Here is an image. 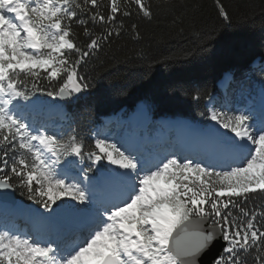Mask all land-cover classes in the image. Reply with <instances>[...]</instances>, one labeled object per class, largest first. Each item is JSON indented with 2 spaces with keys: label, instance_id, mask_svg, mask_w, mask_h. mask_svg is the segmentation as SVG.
I'll return each instance as SVG.
<instances>
[{
  "label": "snow or ice",
  "instance_id": "snow-or-ice-1",
  "mask_svg": "<svg viewBox=\"0 0 264 264\" xmlns=\"http://www.w3.org/2000/svg\"><path fill=\"white\" fill-rule=\"evenodd\" d=\"M133 4L151 17L148 0H107V15L104 0H0V188L18 183L66 233L0 230V264H196L221 238L215 264H264V203L249 207L251 195L264 196V109L252 123L250 110L209 109L218 125L208 130L210 159L222 164L148 159L111 139L86 145L76 129L27 122L22 102L45 90L41 81L58 83L48 95L61 98L89 87L81 66L119 36L117 16Z\"/></svg>",
  "mask_w": 264,
  "mask_h": 264
},
{
  "label": "trees",
  "instance_id": "trees-1",
  "mask_svg": "<svg viewBox=\"0 0 264 264\" xmlns=\"http://www.w3.org/2000/svg\"><path fill=\"white\" fill-rule=\"evenodd\" d=\"M148 3L150 18L138 14L134 4L131 15L118 14L117 22L123 21L119 36L104 42L80 68L89 83L83 92L58 100L48 92L59 84L41 81L45 90L35 92L31 100L56 103L66 115L55 129H48L50 133L67 135L76 129L86 145L94 146L92 134L104 117L129 115L140 102L152 118L151 130L159 117L184 118L204 126L206 100L221 92L218 81L226 72L231 74V105L244 107L264 89V0H219L228 19L221 16L217 0ZM104 5L107 15V0ZM102 30L95 28L97 33ZM88 163L85 160L82 166ZM13 183L17 200L42 208ZM252 201L264 203V196L251 195L249 207ZM248 264H255L251 257Z\"/></svg>",
  "mask_w": 264,
  "mask_h": 264
},
{
  "label": "rangeland",
  "instance_id": "rangeland-1",
  "mask_svg": "<svg viewBox=\"0 0 264 264\" xmlns=\"http://www.w3.org/2000/svg\"><path fill=\"white\" fill-rule=\"evenodd\" d=\"M257 63L255 62V65ZM231 80V75L229 74L228 78H226L225 81H223L221 84H218L220 87L224 88L225 94L223 95H213L211 96L205 103L206 108H207V113H208V117H207V121H206V125L204 128L200 127V126H195L197 127V129H199L201 132H207L208 129H206L208 127V125L211 123L215 124V122L211 121L209 119V109L215 108L219 111H228V112H233L237 109H240L242 107L237 108L235 105H231L230 101L228 99V87H229V82ZM264 98V89H259L255 100L254 101H249V99L246 101L247 102V106L244 109H240V110H250L252 112L255 113V115L253 116V120L250 121V123L254 122L255 120H257L260 116V112L258 110V104L257 102L262 100ZM34 102H22V103H26L27 106L24 108V114L26 116L27 122L34 124V126L36 127H40V126H44L46 128L49 127H53V126H57L56 124V119L55 117H58V115H63V109L60 108L59 106L55 105V104H49V103H42L39 100H32ZM53 106H56L57 108L55 110H52L51 108ZM147 111V110H146ZM143 113L145 112L144 106L141 105H137V107H135L134 111L129 115L132 116L135 113ZM120 113L116 114L115 116H111L110 118L107 119V123L104 124V126H98L96 128V130L94 131V133L92 134V140L93 143L95 141V138L98 136L101 139H111L113 140V142H117L120 143L121 141H124L125 138L127 137L126 135L128 134H136L135 131H131L129 132L127 129H132L134 128V124L133 121L129 119L127 120L126 118H123L121 116ZM144 114V113H143ZM247 114V112H246ZM145 120L143 122V124H141L144 129H147L148 124L150 122V117L145 115ZM178 119V118H177ZM174 120V119H173ZM176 120V119H175ZM157 121V126L155 129V134H152L153 139L156 137L157 135V131L159 132L161 130V127L159 128V123H163L164 121L168 122V120L166 119H158ZM188 123V124H193L195 125V123L191 122V121H184V124ZM136 124L135 125H139ZM163 126V125H162ZM165 129L167 130V126H164ZM174 127V126H173ZM218 127V125H217ZM164 129V130H165ZM163 130V129H162ZM165 130V131H166ZM220 131H225L223 129H220ZM142 139H147L149 140L148 136L145 134H142L141 136ZM156 148V147H155ZM168 148L164 149H159L157 150L156 153V157H161L164 155H170V153L167 152ZM171 154H176L178 157L179 156L178 153H176V151H174V153ZM145 156H150V157H154L155 154L151 153L149 155H145ZM155 158V157H154ZM103 164H107V161H103ZM78 171V169L73 171V175L76 174V172ZM66 200L69 198H65ZM1 211H5L6 213L11 212L12 213V220L14 221L13 224L14 225H18L19 222L16 220L18 218H21V220L26 221L27 219L29 220V226H25L26 228H24V230H27L30 227L36 228V226H39V223L35 222L32 214H36L38 216H40L42 219H44V216L47 215L46 210L40 207H36L33 205H29V204H24L19 200H16L15 203H10V202H4L0 200V212ZM27 225V224H26ZM0 230H3L0 228Z\"/></svg>",
  "mask_w": 264,
  "mask_h": 264
},
{
  "label": "bare ground",
  "instance_id": "bare-ground-1",
  "mask_svg": "<svg viewBox=\"0 0 264 264\" xmlns=\"http://www.w3.org/2000/svg\"><path fill=\"white\" fill-rule=\"evenodd\" d=\"M228 76H229V74L225 73L222 76V78L219 80L218 84H221L223 81H225L226 78H228ZM257 104H258V110L261 114L262 109H264V98L262 100L258 101ZM55 105H57V104H55ZM137 105L144 106L145 112H143L144 114L136 112L134 115L128 117L129 121L132 120L134 125H135V123L136 124H139V123L143 124L144 120L146 119L145 115L147 116V111H146L145 105L143 103H139ZM137 105H136V107H137ZM57 106H59V105H57ZM56 108H57L56 106H53L51 109L55 110ZM159 119H166V120H168V122L164 121L163 123H159V128H160V126L163 128H161V130L159 132L158 131L156 132L157 135H156L155 142H158L160 139H164L165 144L170 142V145H168L171 148L170 152H169L170 154L177 149L176 145H177L178 141H180V144H181L180 149L182 150V157L186 156V157H190V158L191 157L197 158V156L199 154L206 152L204 154L205 157H202L206 163H208V162H213V163H218V164L225 163V161L218 156L212 157V159H210L211 153L208 150V140H209L208 131L207 132H201L199 129H197V127H195L191 123L190 124H188V123L184 124V121H186V119H183V118H178L176 120L175 119L173 120L171 118H159ZM141 124L136 125V126H140ZM164 126L168 127L167 130L165 129ZM213 126L217 127V125L210 123L206 129L209 130ZM126 136L127 137L125 138V140L121 141L118 144L122 143L125 145V143L128 140H130L131 142H129V143H132V144H139L140 142H143L141 135L138 133L128 134ZM172 137H173V140H172ZM176 139H177V141H176ZM171 143H173V144H171ZM163 146H164V144L160 145L159 147L161 148ZM141 154H143V153H141ZM154 157L156 158V155ZM154 157H149L148 159H152ZM32 217H33L35 222L39 223L40 226H45L46 228H52L53 233H55L57 231V227L62 226V225H58L55 221L49 222L46 219H42L40 216H38L36 214H32ZM27 223H28V220L23 222L21 225V228H25Z\"/></svg>",
  "mask_w": 264,
  "mask_h": 264
},
{
  "label": "water",
  "instance_id": "water-1",
  "mask_svg": "<svg viewBox=\"0 0 264 264\" xmlns=\"http://www.w3.org/2000/svg\"><path fill=\"white\" fill-rule=\"evenodd\" d=\"M64 98L57 96L58 100H62ZM0 200L4 202L15 203L17 199L14 196L13 187L0 188ZM208 224H210V221H208L204 226L207 227ZM225 246L226 242L223 241L222 238L215 240L209 248L203 251L196 258V264H213L215 260L221 255Z\"/></svg>",
  "mask_w": 264,
  "mask_h": 264
}]
</instances>
